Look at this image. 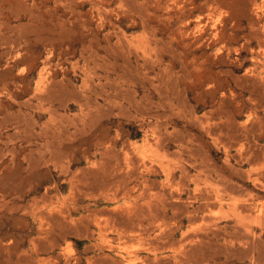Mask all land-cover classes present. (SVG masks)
Masks as SVG:
<instances>
[{
    "label": "rangeland",
    "instance_id": "1",
    "mask_svg": "<svg viewBox=\"0 0 264 264\" xmlns=\"http://www.w3.org/2000/svg\"><path fill=\"white\" fill-rule=\"evenodd\" d=\"M0 264H264V0H0Z\"/></svg>",
    "mask_w": 264,
    "mask_h": 264
},
{
    "label": "bare ground",
    "instance_id": "2",
    "mask_svg": "<svg viewBox=\"0 0 264 264\" xmlns=\"http://www.w3.org/2000/svg\"><path fill=\"white\" fill-rule=\"evenodd\" d=\"M161 145V144H160ZM132 160V159H131ZM135 161V160H134ZM133 164V163H132ZM169 173V172H168ZM144 181V180H143ZM148 182V181H147ZM145 183V182H144ZM144 185V184H143ZM146 185V184H145ZM128 186V185H127ZM132 205V204H131ZM248 208V207H247ZM135 209V208H134ZM242 209V208H241ZM251 211H252V209H251ZM191 215V214H190ZM130 216V215H129ZM191 220V219H190ZM192 221V220H191ZM123 223V222H122ZM175 224V223H174ZM192 224V223H191ZM120 225V224H119ZM179 225V224H178ZM134 231V230H133ZM141 232V231H140ZM169 233V232H168ZM126 234V233H125ZM243 237H244V235H243ZM119 238V237H118ZM127 239V238H126ZM197 239V238H196ZM188 240V239H187ZM194 245H195V243H194ZM198 246V245H197ZM187 255V254H186Z\"/></svg>",
    "mask_w": 264,
    "mask_h": 264
}]
</instances>
